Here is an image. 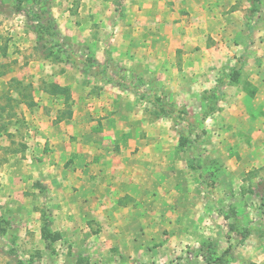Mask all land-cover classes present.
Listing matches in <instances>:
<instances>
[{"label":"crops","instance_id":"0c3cea01","mask_svg":"<svg viewBox=\"0 0 264 264\" xmlns=\"http://www.w3.org/2000/svg\"><path fill=\"white\" fill-rule=\"evenodd\" d=\"M113 1L86 0L97 36L109 35L95 58L108 62L82 81L55 78L75 107L43 132L55 151L35 161L64 260L249 264L264 236L245 229L264 211L237 191L264 165V0L257 13L250 0ZM242 210L259 222L238 217L236 230Z\"/></svg>","mask_w":264,"mask_h":264},{"label":"rangeland","instance_id":"374dc122","mask_svg":"<svg viewBox=\"0 0 264 264\" xmlns=\"http://www.w3.org/2000/svg\"><path fill=\"white\" fill-rule=\"evenodd\" d=\"M118 3L120 0H115L112 6ZM249 5L250 13H257V0H250ZM88 11L86 0H0V264H70L64 260L66 245L58 244L62 236L51 228L53 217L41 204L40 193L49 188V174L45 173L48 182L43 185L35 161L40 164L44 155L55 151L43 132L49 135V126L64 125L75 107L70 87L57 84L55 78L62 80L64 75L71 83L76 76L82 81L84 70L101 73L96 64L104 59L96 60L95 50L109 43V35L97 36L101 24L87 20ZM55 85L60 89L53 88ZM43 94L50 96L46 103L40 100ZM71 137L66 142L74 140ZM263 154L257 153V158ZM239 158L245 162V153ZM240 172L248 174L245 168ZM258 172L262 176L257 180L247 178L238 183L237 194L249 191L254 196L249 197L251 207L264 211V165L249 170L252 175ZM241 202L243 207L245 200ZM243 210L233 211L231 221L236 230L238 217L247 218L249 224L259 222L257 216ZM230 214L226 216L230 218ZM38 222L41 229L35 231L33 225ZM260 225L246 226L245 231L262 238L264 224ZM256 245L250 246L255 261L251 259L249 264H264L260 260L264 248Z\"/></svg>","mask_w":264,"mask_h":264},{"label":"trees","instance_id":"16d2710c","mask_svg":"<svg viewBox=\"0 0 264 264\" xmlns=\"http://www.w3.org/2000/svg\"><path fill=\"white\" fill-rule=\"evenodd\" d=\"M53 88L60 89V87H58L57 85H55V87L53 86ZM60 91L66 93V89H64V88H62ZM51 94L55 96L56 93H55V91H51Z\"/></svg>","mask_w":264,"mask_h":264}]
</instances>
